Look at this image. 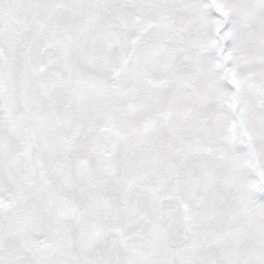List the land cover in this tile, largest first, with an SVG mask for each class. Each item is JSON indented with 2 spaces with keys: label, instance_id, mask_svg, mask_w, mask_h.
<instances>
[{
  "label": "snow or ice",
  "instance_id": "1",
  "mask_svg": "<svg viewBox=\"0 0 264 264\" xmlns=\"http://www.w3.org/2000/svg\"><path fill=\"white\" fill-rule=\"evenodd\" d=\"M0 264H264V0H0Z\"/></svg>",
  "mask_w": 264,
  "mask_h": 264
}]
</instances>
